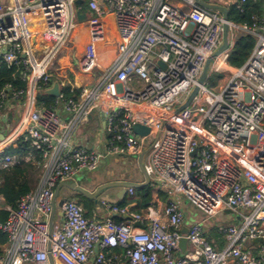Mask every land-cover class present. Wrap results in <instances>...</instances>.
<instances>
[{
	"label": "built area",
	"instance_id": "2783aa9c",
	"mask_svg": "<svg viewBox=\"0 0 264 264\" xmlns=\"http://www.w3.org/2000/svg\"><path fill=\"white\" fill-rule=\"evenodd\" d=\"M77 1L0 0V61L20 68L26 80L25 89L8 84L0 90V134L8 98L22 99L24 105L29 90L52 82L51 69L72 43L83 3L89 25L112 13L117 33L115 57L91 84L81 86L76 96L59 93L53 106L35 107L30 121L0 141V169L32 157L31 152L4 154L19 136L42 154L39 181L15 208L0 193V211L7 212L0 219V233L6 236L0 264H119L117 247L126 264H264V242H253L264 240V0L262 16L251 24L225 20L219 9L197 0ZM243 2L230 3L241 10ZM32 17L40 28L30 26ZM225 25L227 48L208 72L222 77L214 86L208 85V75L198 83L206 60L222 43ZM238 34L250 35L254 44L246 61L231 67L226 57ZM84 56L96 61L93 42ZM195 86L190 103L177 110ZM96 107L104 116L103 152L74 137ZM134 124L148 132L136 134ZM142 152L151 193L167 195L162 214L151 203L140 212L113 203L102 218H89L71 199L60 208L61 220L49 227L59 182L97 169L107 156ZM126 192L133 194V188ZM182 199L204 214L229 211L238 218L237 224L217 227L225 240L221 248L211 245L198 222L182 234ZM182 236L187 247L175 256Z\"/></svg>",
	"mask_w": 264,
	"mask_h": 264
},
{
	"label": "crops",
	"instance_id": "0c3cea01",
	"mask_svg": "<svg viewBox=\"0 0 264 264\" xmlns=\"http://www.w3.org/2000/svg\"><path fill=\"white\" fill-rule=\"evenodd\" d=\"M4 2L6 4H11L13 0H4ZM230 2L231 0H219L218 4L228 7ZM83 11L86 13V9ZM85 15V17H87L88 13ZM37 20V17H32L30 26L40 28L41 25L39 21L37 22ZM72 36V43L63 49L51 69V85L54 81H58L59 86L67 84L72 88L79 89L81 86L91 84L97 78L99 70L115 57L117 48V33L113 14L106 13L99 19L97 25L95 26L89 25L86 20L82 22L78 21L73 30ZM91 42L95 44L96 49V61L94 63L87 62L84 56L85 46ZM29 94L30 96L26 99L24 105L19 104L18 101L8 98L5 106L1 110L3 122L0 141L3 140L4 136L9 138L10 136L8 134L12 129L14 130H12L10 135H13L15 130L21 129L27 121H30L32 110L35 108L34 96L36 92L34 91L31 93V90H29ZM74 137L75 141L78 143L90 145L97 148L101 152L104 151L106 134L104 132V116L102 108H94L90 114L89 121L77 129ZM141 155H143L142 163H144V152L139 155H125L122 157L107 156L101 159L97 169L90 172L79 173L66 182H77L90 193L94 192L100 185L105 183L140 184L144 182V174L139 167V158ZM61 182H59L53 189V191L57 190L56 199L59 200L62 197H70L82 206L85 216L89 218H102V216L106 214L105 207L107 204L117 203L124 195L130 196L127 194L125 188L124 193L119 197L118 195L121 191V187L112 185L99 192L96 203L93 199L87 198L91 200L92 203L89 207L85 208L83 204L80 203L79 195L81 194L64 187L61 185ZM166 197L167 195L165 193H151V206L160 214H162L163 207L166 203ZM128 207L132 211H135L133 209L134 203H130ZM145 209H142L141 211ZM184 209L186 214L181 231L185 226H188L187 220L189 214L186 211L185 206ZM217 217L228 224L238 223V218L234 217L229 211H222L216 215V218ZM114 219L119 221L124 218L115 217ZM60 220L61 214H59L58 210H56L52 222L56 223ZM203 231L205 236H209L210 243L215 249H219L224 245L225 240L223 235L218 233L217 230L213 228L211 223L209 226L203 228ZM96 250L97 249L95 247L94 252H96ZM113 251L120 255L119 264H126V258L123 255L122 249L117 247L113 249ZM174 254L175 256H181L182 252L180 250H176L174 251Z\"/></svg>",
	"mask_w": 264,
	"mask_h": 264
},
{
	"label": "trees",
	"instance_id": "16d2710c",
	"mask_svg": "<svg viewBox=\"0 0 264 264\" xmlns=\"http://www.w3.org/2000/svg\"><path fill=\"white\" fill-rule=\"evenodd\" d=\"M237 1V0H236ZM239 1V0H238ZM84 4L82 10H85ZM239 10L236 3H230L227 7L228 20L236 24H251L256 17H261L263 14L260 0H244ZM254 39L250 35L238 34L233 39L232 47L230 48L226 63L231 67L241 66L248 58ZM217 76L222 77L221 73L210 72L207 77L209 86H214L217 82ZM52 83V82H51ZM47 85L39 83L35 94V107H50L55 105L56 97L46 94L44 90L51 84ZM11 85L14 90L25 89L26 80L22 78L21 69L18 67L7 68L3 61H0V90L6 85ZM217 84V83H216ZM79 89L72 88L69 85H61L60 93L64 97L76 96ZM22 99L19 101L21 103ZM4 154L24 156L31 152L32 157L27 160L10 165L6 168L0 169V193L3 196L4 203L12 208L16 207L20 196L34 188V176L40 170L39 163L42 161V154L40 151L34 149L29 141L24 139V136H19L7 148L4 149ZM80 196V203L85 208L91 205L92 201ZM134 203V210L140 212L151 203V188L147 184L142 187L133 188V194L124 195L116 204L119 206H128ZM7 216L6 211H0V219L4 220ZM209 240V236H206ZM6 241V236L0 233V244Z\"/></svg>",
	"mask_w": 264,
	"mask_h": 264
},
{
	"label": "water",
	"instance_id": "95a60500",
	"mask_svg": "<svg viewBox=\"0 0 264 264\" xmlns=\"http://www.w3.org/2000/svg\"><path fill=\"white\" fill-rule=\"evenodd\" d=\"M197 2L202 5V6H205V7H208V8H215V9H219L222 14H223V17L225 20H227V9L221 5H218V4H215V3H209V2H206L204 0H197ZM77 4H82V0H78L76 2ZM85 13L84 12H79L77 11L76 12V17H77V20L79 22H82L85 20ZM227 44H228V28L227 26L225 25L224 28H223V36H222V43L220 45V47L210 56L208 57V59L206 60L205 64H204V67H203V70L201 72V75L198 79V83H202L207 75H208V72H209V67H210V64L211 62L213 61V59L215 58V56H217L218 54H220L221 52H223L226 48H227ZM24 56V55H22ZM158 65L160 67H162L163 69L166 67V64L165 63H162L160 61H158ZM196 91H197V87L195 86L188 99L186 100V102L181 105L180 107L177 108V110H180L182 109L183 107L187 106L191 99L193 98V96L196 94ZM44 92L46 94H49L51 96H54V97H57L60 93V86H59V83L58 81H54L53 84L46 88L44 90ZM133 131L136 133V134H139V135H144L148 132V128L146 127H143L141 126L140 124H134L133 125ZM142 158H143V155L140 156L139 158V167L141 169V171L143 172L144 174V182L140 183V184H133V183H105V184H102L100 185L94 192L90 193L89 191H87L84 187L80 186L77 182H66V181H63L61 182V185H63L64 187H67L68 189L70 190H73V191H76L77 193L83 195L84 197L86 198H89V199H93L94 202L96 203L98 198H97V195L99 194L100 191H102L103 189L109 187V186H112V185H116V186H119L121 187V191L119 193V197L124 193V190L125 188H128V187H133V188H138V187H142V186H145L148 184L149 182V179H148V176L145 174L144 170H143V163H142ZM57 197V190H55L53 192V198H52V209H51V213H50V218H49V227H51V224H52V220H53V217H54V214L56 212V210H58V213L61 214V206L62 204L67 201V200H71L70 197H62L61 199L57 200L56 199ZM188 230V227L185 226L183 229H182V234H185ZM254 243H257V242H264L263 239L259 238V239H254L253 240ZM178 247H179V250L184 253L186 247H187V239L185 236H182L179 240V243H178ZM263 259H264V254L262 255ZM50 262H51V259H50Z\"/></svg>",
	"mask_w": 264,
	"mask_h": 264
},
{
	"label": "rangeland",
	"instance_id": "374dc122",
	"mask_svg": "<svg viewBox=\"0 0 264 264\" xmlns=\"http://www.w3.org/2000/svg\"><path fill=\"white\" fill-rule=\"evenodd\" d=\"M204 1L212 3V4L213 3H219V0H204ZM97 54H98V51H97ZM210 67H211V65H210ZM216 79H217L216 83H218V81L221 79V77L217 76ZM262 125L264 126V122L262 123ZM40 174H41V168H40L39 172H37L34 176V179H35L34 180V186L37 185V182L39 181ZM182 200H183V205L185 206L186 211L189 214V217L187 220L188 225H191L193 223L198 222L202 228H205V227L209 226L211 223L213 225V228H215L216 230H217L218 226H227L228 225V223L224 222L222 219H220L218 217L216 218V216H210V215L204 214L200 210L196 209L192 204H189L186 200H184V199H182ZM255 248H257V245Z\"/></svg>",
	"mask_w": 264,
	"mask_h": 264
},
{
	"label": "bare ground",
	"instance_id": "6f19581e",
	"mask_svg": "<svg viewBox=\"0 0 264 264\" xmlns=\"http://www.w3.org/2000/svg\"><path fill=\"white\" fill-rule=\"evenodd\" d=\"M105 19H106V18H105ZM107 19H108V18H107ZM109 19H110V17H109ZM109 19H108V20H109ZM108 20H106V21H108ZM111 20H112V19H111ZM109 46H112V45H109Z\"/></svg>",
	"mask_w": 264,
	"mask_h": 264
}]
</instances>
